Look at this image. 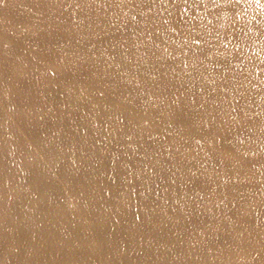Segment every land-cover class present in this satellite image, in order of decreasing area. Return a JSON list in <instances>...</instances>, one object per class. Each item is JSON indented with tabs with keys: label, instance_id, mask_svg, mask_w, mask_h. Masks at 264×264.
Returning a JSON list of instances; mask_svg holds the SVG:
<instances>
[{
	"label": "bare ground",
	"instance_id": "obj_1",
	"mask_svg": "<svg viewBox=\"0 0 264 264\" xmlns=\"http://www.w3.org/2000/svg\"><path fill=\"white\" fill-rule=\"evenodd\" d=\"M261 11L0 0V264H264Z\"/></svg>",
	"mask_w": 264,
	"mask_h": 264
},
{
	"label": "rangeland",
	"instance_id": "obj_2",
	"mask_svg": "<svg viewBox=\"0 0 264 264\" xmlns=\"http://www.w3.org/2000/svg\"><path fill=\"white\" fill-rule=\"evenodd\" d=\"M258 17L259 18H264V11H261L259 14H258ZM150 50L152 49V48H149ZM166 55H168V54H166ZM169 57H171V58H176L174 55H172V54H169L168 55V57L167 58H169ZM137 68V67H136ZM138 69V68H137ZM142 69H146V68H142ZM233 73H237V70L236 71H234ZM10 77V76H9ZM13 81H15L12 77H10ZM25 95V94H24ZM35 96V95H34ZM39 96H41V93L40 92H38V93H36V97H39ZM30 97H33V96H30ZM183 100V99H182ZM184 100H186V99H184ZM195 109H199L200 108V104H198V105H196L195 107H194ZM68 115H70V114H68ZM177 122V121H176ZM175 124V122H174V120H171L170 118L165 122V124H151L150 125V128L152 129V130H156V131H159V132H161V133H167V132H169V126H171V125H174ZM263 124H264V121H263ZM251 125V124H250ZM195 128H198V125L196 124L195 125ZM199 133V132H198ZM187 137H188V135H187ZM236 137V136H235ZM105 138H103V137H100V138H98L97 139V145H98V147H100L99 148V150H104V149H106L107 148V146L105 145V140H104ZM165 140H167L168 142H167V144L169 145V143H171V142H177L178 143V141L180 140V139H177V137H175V138H173L171 141H169V139L168 138H164ZM100 140V141H99ZM102 140V141H101ZM101 142V143H100ZM119 147H123V144H121ZM256 147V145H254L253 144V142L249 145V148L251 149V148H255ZM247 149V148H246ZM264 153V152H263ZM15 158L16 157H13L12 159H11V161H13V160H15ZM253 161H254V163L256 164V162L257 163H259L260 164V166H261V164L263 165L264 164V162L263 161H261V160H259V159H257V158H253L252 159ZM161 161H163V162H168V160H166V159H161L160 160V163H161ZM219 161H220V165L224 168V166L225 165H227L226 163H225V161L223 160V158H220L219 159ZM257 165V164H256ZM225 167H227V166H225ZM1 173H3V174H5L6 173V171H4V170H1L0 171ZM233 174V173H232ZM233 176V175H232ZM121 178H122V176H120ZM220 190V189H219ZM218 190V192L217 193H222L221 191H219ZM250 194V192L247 194V195H249ZM139 202H138V200H137V203L136 204H138ZM252 210H254V209H252ZM160 213V212H159ZM172 227H170V229H171ZM156 229H157V231H156ZM147 230V229H146ZM150 230V229H149ZM160 231V228H157L156 226L154 227V229H153V227L151 228V234H157L158 232ZM153 236H155V235H153ZM221 260V258H218L217 259V261H220Z\"/></svg>",
	"mask_w": 264,
	"mask_h": 264
}]
</instances>
